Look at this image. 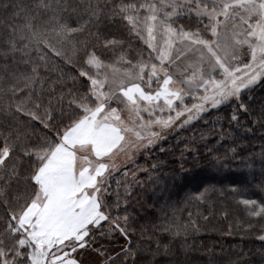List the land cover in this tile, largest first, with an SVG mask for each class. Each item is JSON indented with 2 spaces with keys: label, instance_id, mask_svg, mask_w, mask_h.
I'll list each match as a JSON object with an SVG mask.
<instances>
[{
  "label": "snow or ice",
  "instance_id": "1",
  "mask_svg": "<svg viewBox=\"0 0 264 264\" xmlns=\"http://www.w3.org/2000/svg\"><path fill=\"white\" fill-rule=\"evenodd\" d=\"M40 6L50 14V25L42 30L30 26L28 33L10 42V51L19 53L20 63L26 65L27 70L9 72L7 81L0 84V115L9 117L19 113L28 117V127H24L21 121L16 127L0 128V201L6 210L13 185L26 180L33 186H40L41 176L52 164L51 152L70 138L75 126L95 121L100 113L106 114L105 119L110 116L113 120H120L121 114L128 111L135 113L142 122L146 114L153 117L147 121L150 127L168 129L175 125L180 131H190L191 137L181 141L183 151L193 155L198 149H207L209 156L224 167H227L223 163L225 157L247 159L243 155L246 152L243 143L226 137L224 129L232 125L239 127L241 119L251 115L246 103L251 97L246 93L258 84L264 85V0H88V19L83 24L79 21L70 23L63 17L67 0L63 3L62 0H41ZM104 17L109 20L118 18L127 34L139 41L135 59L130 55L131 43L127 49L122 47L111 63L99 54L96 46L88 47L83 42V47L78 46L73 34L83 32L90 25H98ZM88 34L95 36L105 48L125 43L113 35L105 37L99 31L92 32L91 27ZM53 40L68 45L74 59L68 58L67 51L54 47ZM61 61L75 68L74 74L68 77L73 82L71 87L62 71L56 78L49 79V73ZM121 64L128 66L123 69L124 75L131 76L132 70L136 71L135 82L116 78ZM2 67L7 71V65ZM230 105L234 107L221 115ZM260 107L261 115L250 123L264 128V105ZM69 112L72 113L70 118L64 119ZM201 125V131L197 133L195 129ZM33 127L40 131L36 142L30 139L34 135ZM112 127L122 136L117 125ZM203 129L218 131L215 138L209 140V133ZM252 131V127L245 129L246 133ZM150 135L152 138L147 139L144 147H160L158 141L166 143L159 131H151ZM220 148L224 149L222 153H219ZM160 150L166 151L163 147ZM257 155L264 161V144ZM22 159L31 161L24 176H21L19 167ZM151 167L153 171L157 169L156 164ZM245 167L251 174L252 163ZM140 171L146 175L148 170ZM257 187L258 199L236 195L234 203L250 219L264 220V186ZM215 191L214 186H208L187 197L197 207V212L188 211V220L183 225L176 222L178 218L159 226L153 225L159 235L141 237L135 243L129 233H135L136 229L125 230L130 223L125 212L122 217L125 224L119 226L120 238L125 243L109 259H102L101 264H111L117 257L122 258V264H161L158 256L174 255L170 250L174 239L187 235L189 229L199 232L198 220L209 219L199 209L210 204L211 193ZM229 191L235 194L238 189ZM131 192L132 186L127 185L123 199L125 207ZM16 196L13 191L11 198L15 200ZM29 203L32 208L36 207L31 201ZM24 207L28 211L20 216L8 210L5 227L18 238L17 254L12 255L11 249L7 254L0 251V264H17V257L26 264H36L38 253L43 251L36 216L33 215L29 222L27 216L31 208L28 204ZM106 208L97 202L98 214L104 217L100 224L108 218ZM219 215L227 220L228 210L222 209ZM231 231L232 225L229 224L228 234ZM90 235L91 232L86 231L82 237L78 236L75 247L66 246L67 251L62 249V258L69 264H80L78 250L86 246ZM258 239L264 242V231L258 234ZM141 240L148 242L142 244ZM180 247L186 252L190 245L181 243ZM99 255L103 257L104 253ZM44 264H48L47 258Z\"/></svg>",
  "mask_w": 264,
  "mask_h": 264
},
{
  "label": "trees",
  "instance_id": "2",
  "mask_svg": "<svg viewBox=\"0 0 264 264\" xmlns=\"http://www.w3.org/2000/svg\"><path fill=\"white\" fill-rule=\"evenodd\" d=\"M87 2L88 0H83V3L82 0H67L68 7L62 13L63 17L70 23L79 21L83 24L88 19ZM40 4L41 0H0V76H3V79H0V84L7 81L9 72L27 70V66L20 63L19 53L13 54L10 51V42L15 37L28 33L30 26L33 29L42 30L50 25L51 22L48 21L50 14L46 13ZM89 27H91L92 32L99 31L105 37L113 35L118 39H123L125 43L123 45H109L108 48H105L99 44L95 36L88 34ZM89 27H85L83 32H75L73 39L78 42L80 47H83V43H86L88 47L96 46L99 54L110 63L114 61L115 56L120 54L122 47L128 48L129 43L139 49V41L127 34L126 28L122 26L118 18L109 20L104 17L101 23ZM52 43L57 49L67 51L69 59H74L68 45L55 40ZM138 49L130 52L132 58H135V51ZM82 57L83 53H81V60ZM3 65H7V71L2 67ZM61 71L64 73L67 85L73 86V82L68 77L70 74H74L75 68L64 64L63 61L59 62V66L49 73V79L56 78ZM246 96L251 97V99H246L251 115L242 118L239 127L235 125L226 127L224 134L238 143H243L246 148L243 155L247 159L241 161L225 157L223 163L227 164V167H224L222 164L218 165L209 156L207 149H198L193 155L183 151L184 145L181 141L189 139L192 132L177 129L162 135L166 138V143L159 141L158 144L166 151L162 152L160 147L156 146L150 150L151 155L143 159L144 165H139V167L148 171L146 175L140 174L139 179L144 185L142 189L133 191L132 195L127 198V207L121 202V189L117 192V189H111L108 193V195L111 194L106 198L105 204L109 210V215L115 219L112 228L114 234L109 240H99L98 237L96 242L92 244L91 247L96 248V250L98 248L105 250L103 251L104 256L100 258L97 264H101L102 259H109L112 253L118 252L124 245L125 241L120 238L119 226L125 224L122 218L125 212L128 213L130 221L125 230L136 229L135 233H129L134 238L133 243L148 235L155 237L159 233L154 231L153 225L159 226L175 218H178L176 222L183 225L188 220V211L196 213L197 207L187 197L208 186H214L216 191L211 193L210 204L199 210L205 216H209V219L207 221L198 220L199 232L189 229L187 235H181L173 240L170 244V250L174 251V255H160L157 260L161 264H264V242L258 239V234L264 231V220L250 219L244 214L241 207L234 203L236 195H243L239 198L258 199L260 193L257 185L264 186V161L257 155L261 145L264 144V128L250 123L253 118H258L261 115L260 106L264 105V85H256L251 92L246 93ZM232 107L234 105L226 108L221 115L226 114ZM71 114L69 112V116L64 117V119L70 118ZM21 121L24 122V127H28V117L26 116H21L19 113L9 117L0 115V128L16 127ZM248 127H252L253 131L246 133L245 129ZM201 128L202 125L198 126L195 131L199 133ZM203 130L209 133V140L214 139V134L218 131L217 129ZM32 132L34 135L30 139L36 142L39 139L40 131L33 127ZM242 137L244 138L243 141H241ZM197 143H200L199 139ZM223 151V148L219 149V153ZM17 155H19V151H17ZM182 155L183 159H181ZM249 162L253 165L251 174L245 167ZM30 164V160L22 159L19 163L21 176H24L30 169ZM152 164L157 165L155 171L152 170ZM182 164L183 168L181 167ZM112 179L115 180L116 178ZM128 182L129 180L126 181V184ZM38 188L39 186H33L26 180L22 181L19 184H14L12 191L9 192L7 210L4 203L0 201V251L7 254L8 250L11 249V254L15 255L14 253L17 251L15 244L18 238L13 236L11 231L5 227L8 210L20 216L26 210L24 205H31L29 202L32 203L36 197ZM233 188L238 189V192L234 194L229 191ZM13 191L17 193L15 200L11 198ZM18 201L20 202L18 203ZM225 208L228 210L227 220L219 215L220 211ZM210 211L212 212L211 215H209ZM229 224L232 225L231 234H228ZM246 225H251V227H245ZM106 226L107 221L105 220L103 224L95 227L92 233L95 235L107 233ZM141 226L146 231H143ZM147 242L141 240L142 244ZM181 243L190 245L186 252L181 249ZM152 250L154 247L149 250V254ZM111 264H122V258L117 257L112 260Z\"/></svg>",
  "mask_w": 264,
  "mask_h": 264
},
{
  "label": "rangeland",
  "instance_id": "3",
  "mask_svg": "<svg viewBox=\"0 0 264 264\" xmlns=\"http://www.w3.org/2000/svg\"><path fill=\"white\" fill-rule=\"evenodd\" d=\"M136 49L138 47L134 46L131 51ZM144 55L147 57L148 53L145 52ZM126 67L128 66L120 65L116 78L123 77L125 81L135 82L136 71L133 69L131 76L124 75L123 69ZM108 71L111 75L112 70ZM105 115L100 113L95 121L75 126L70 138L62 141L49 156L52 160L51 167L41 176V184L32 201L36 207L32 208L30 205L31 211L27 216L29 222L33 215L36 216L35 223L40 232L38 239L44 245L43 251L37 255L36 264H44L45 258L48 264H69L68 260L62 258V249L67 251L66 246L75 247L78 236L82 237L86 231L91 232V235L87 237L86 246L78 250L80 264H97L102 258L99 253L105 250H96L91 246L98 237L99 240L111 239L115 220L106 208L107 233L93 234L92 231L104 219L98 214L97 202L100 206H105L111 189H117L116 192L122 190V203L127 185L132 186V192L142 189L144 183L139 176L144 173L140 171L143 168L139 165H144L143 159L148 158L150 150L156 147L143 146L147 139L152 138L151 131H159L162 136L177 130L175 125L168 129L150 127L147 121L153 117L146 114L143 122L135 113L128 111L121 114L120 120H113L110 116L105 119ZM112 125H117L122 130V136ZM127 180L132 182L126 184ZM26 211L28 209L24 212ZM15 246L17 248V243ZM18 263L26 264L17 257Z\"/></svg>",
  "mask_w": 264,
  "mask_h": 264
}]
</instances>
